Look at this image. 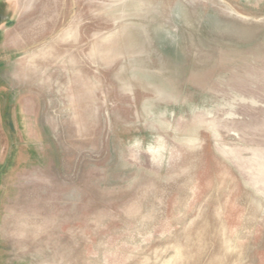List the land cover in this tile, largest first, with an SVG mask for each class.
Here are the masks:
<instances>
[{"label": "rangeland", "instance_id": "1", "mask_svg": "<svg viewBox=\"0 0 264 264\" xmlns=\"http://www.w3.org/2000/svg\"><path fill=\"white\" fill-rule=\"evenodd\" d=\"M0 157V264H264V0H0Z\"/></svg>", "mask_w": 264, "mask_h": 264}, {"label": "crops", "instance_id": "2", "mask_svg": "<svg viewBox=\"0 0 264 264\" xmlns=\"http://www.w3.org/2000/svg\"><path fill=\"white\" fill-rule=\"evenodd\" d=\"M1 159H2V157H0V164H1V161H2ZM2 163L5 165L6 162L4 161V162H2ZM0 177H1V181H2V182H1L2 184H1V186H0V195H1V194L3 193V191L1 190V189H2V185H3V181H4L5 178H6V172H5V169H3V173L1 174Z\"/></svg>", "mask_w": 264, "mask_h": 264}, {"label": "bare ground", "instance_id": "3", "mask_svg": "<svg viewBox=\"0 0 264 264\" xmlns=\"http://www.w3.org/2000/svg\"><path fill=\"white\" fill-rule=\"evenodd\" d=\"M149 151V150H148ZM155 151V150H154ZM155 153H156V151H155ZM160 153V152H159Z\"/></svg>", "mask_w": 264, "mask_h": 264}]
</instances>
